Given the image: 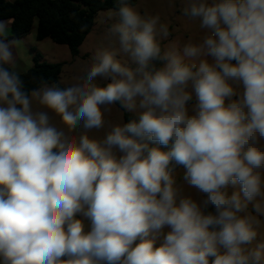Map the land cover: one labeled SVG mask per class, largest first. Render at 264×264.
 I'll list each match as a JSON object with an SVG mask.
<instances>
[{"label": "clouds", "instance_id": "obj_1", "mask_svg": "<svg viewBox=\"0 0 264 264\" xmlns=\"http://www.w3.org/2000/svg\"><path fill=\"white\" fill-rule=\"evenodd\" d=\"M118 4L63 88L25 87L0 21V264H264V0H185L202 35L165 47Z\"/></svg>", "mask_w": 264, "mask_h": 264}, {"label": "trees", "instance_id": "obj_2", "mask_svg": "<svg viewBox=\"0 0 264 264\" xmlns=\"http://www.w3.org/2000/svg\"><path fill=\"white\" fill-rule=\"evenodd\" d=\"M137 2L138 0H127L132 6ZM118 6V0H0V21L12 20L14 36L10 39L23 38L35 31L37 41L50 38L56 44L68 46L76 57L93 30L98 13L102 10H116ZM33 52V66L25 72H20L25 87H39L43 78L49 84L55 83L63 88L59 84L63 64L50 63L44 60L36 49H33ZM132 118L133 113L124 111V123ZM151 146L167 150L163 146ZM180 168L177 167L176 171Z\"/></svg>", "mask_w": 264, "mask_h": 264}, {"label": "rangeland", "instance_id": "obj_3", "mask_svg": "<svg viewBox=\"0 0 264 264\" xmlns=\"http://www.w3.org/2000/svg\"><path fill=\"white\" fill-rule=\"evenodd\" d=\"M14 1V0H10ZM185 0H138L137 4L132 6L141 15H158L160 22L166 24L171 32V36L168 40L162 41V47L168 46L172 43L182 46L189 40L196 41L202 35L199 28V22L196 20H190L182 14V8ZM115 10H102L98 13L95 21V26L92 32L88 35L85 42L80 47V53L74 57L66 45H59L47 38L42 41H35L34 44H30L29 41H19L17 43L20 55L23 59L27 60L31 55H34L33 49L41 53L44 60L50 63H61L63 64V71L59 78V84L63 87L68 86L73 82L74 77L82 75L84 71L90 66L92 57L98 49H102L109 45L110 41L107 39V28L113 22L110 13ZM211 62V58H209ZM195 103V99L189 104L191 115L192 105ZM105 119L111 123H124V111L121 110L117 105L111 106V111L105 114ZM58 118L53 119V122H57ZM107 130L101 129L99 131H93L90 135L95 137H102L104 132ZM79 131V130H78ZM178 183H183L182 174L183 169L180 168L176 171ZM192 192L195 194L194 189H187L185 192ZM78 219H84L79 214ZM260 237H264V218H260ZM85 231L90 230V221L84 219ZM167 231V229L165 230ZM259 237L257 240L259 241ZM140 241L137 240L136 243ZM162 240L156 242L160 245Z\"/></svg>", "mask_w": 264, "mask_h": 264}, {"label": "crops", "instance_id": "obj_4", "mask_svg": "<svg viewBox=\"0 0 264 264\" xmlns=\"http://www.w3.org/2000/svg\"><path fill=\"white\" fill-rule=\"evenodd\" d=\"M5 22H9L8 23V29H7V36L9 38H12L14 36V31L12 28V20H4ZM14 40L17 41V43L21 40L23 41H29L30 44H34L35 41H37L36 39V33L35 31H32L30 34H28L27 36L23 37V38H14ZM17 70L19 72H25L27 70H29L32 66H33V55H31L29 57V59L25 60L22 58V56L20 55L18 46H17Z\"/></svg>", "mask_w": 264, "mask_h": 264}]
</instances>
